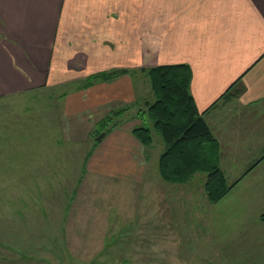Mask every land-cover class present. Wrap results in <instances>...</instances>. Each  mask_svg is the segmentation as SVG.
<instances>
[{
    "label": "rangeland",
    "instance_id": "obj_1",
    "mask_svg": "<svg viewBox=\"0 0 264 264\" xmlns=\"http://www.w3.org/2000/svg\"><path fill=\"white\" fill-rule=\"evenodd\" d=\"M165 46L137 45L147 58L132 62L141 78L136 101L87 141L73 138L82 136L81 120L61 124L52 89L0 102V264H264V164L255 162L264 157L248 160L264 146L262 120L246 114L240 130L247 135L224 131L220 167L233 187L217 204L207 198L206 173L184 184L163 180L166 145L148 118L152 144L143 177L142 158L133 180L86 166L88 156L123 145L122 132L141 125L138 114L153 99L147 69L168 61ZM106 154L104 161L118 166L117 151Z\"/></svg>",
    "mask_w": 264,
    "mask_h": 264
},
{
    "label": "crops",
    "instance_id": "obj_2",
    "mask_svg": "<svg viewBox=\"0 0 264 264\" xmlns=\"http://www.w3.org/2000/svg\"><path fill=\"white\" fill-rule=\"evenodd\" d=\"M143 44L166 45L168 61L158 65H190V92L221 152L224 131L247 135L240 130L246 114L264 122V0H0V102L52 89L61 124L81 120L82 136L73 138L87 141L104 118L136 101L141 78L132 62L143 65ZM118 67L119 76L90 82ZM132 131L122 132L123 145L92 154L88 169L133 180L142 158L143 177L147 151ZM260 148L248 160L264 157ZM113 150L118 166L104 161Z\"/></svg>",
    "mask_w": 264,
    "mask_h": 264
},
{
    "label": "trees",
    "instance_id": "obj_3",
    "mask_svg": "<svg viewBox=\"0 0 264 264\" xmlns=\"http://www.w3.org/2000/svg\"><path fill=\"white\" fill-rule=\"evenodd\" d=\"M124 72V71H123ZM129 72V71H125ZM122 71L100 73L90 78L108 80ZM135 73V72H134ZM152 101L139 113L141 125L133 135L145 148L152 144L151 129L145 119L153 122L165 142L159 158V172L164 181L184 184L198 173H206L205 192L210 203L217 204L231 191L224 171L220 167V146L203 115L198 111L190 92L192 70L188 64H161L147 69ZM229 92L222 96L227 98ZM130 107L112 112L99 124L101 132L121 118ZM144 117V118H143ZM113 119V120H112ZM117 124L113 123L112 126ZM89 156L87 157V159ZM86 159V163H87Z\"/></svg>",
    "mask_w": 264,
    "mask_h": 264
},
{
    "label": "water",
    "instance_id": "obj_4",
    "mask_svg": "<svg viewBox=\"0 0 264 264\" xmlns=\"http://www.w3.org/2000/svg\"><path fill=\"white\" fill-rule=\"evenodd\" d=\"M103 136H104V134L100 135V136L98 137V141H101L102 138H103Z\"/></svg>",
    "mask_w": 264,
    "mask_h": 264
}]
</instances>
